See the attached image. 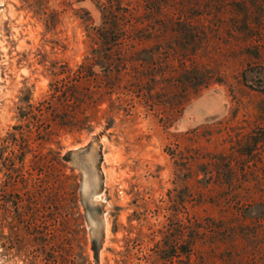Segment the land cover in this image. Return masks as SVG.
<instances>
[{"label": "rangeland", "instance_id": "obj_1", "mask_svg": "<svg viewBox=\"0 0 264 264\" xmlns=\"http://www.w3.org/2000/svg\"><path fill=\"white\" fill-rule=\"evenodd\" d=\"M230 1L115 0L137 21L124 31L105 24L107 0H0V264H184L172 245L189 217L224 228L210 264H264V148L251 141L264 71L233 45L246 35L231 34ZM191 23L208 33L203 72L223 78L206 88L189 82ZM72 91L97 94L69 119Z\"/></svg>", "mask_w": 264, "mask_h": 264}, {"label": "trees", "instance_id": "obj_2", "mask_svg": "<svg viewBox=\"0 0 264 264\" xmlns=\"http://www.w3.org/2000/svg\"><path fill=\"white\" fill-rule=\"evenodd\" d=\"M137 0V5L134 6L135 10H139L141 7H144L147 10H151V12H159L164 9L165 4L161 2V0ZM106 5L103 6L105 9V24L109 23L113 20V18H117V21H120V29L124 30V27L126 24H131L134 26L133 23H137V21L131 20H123L120 18L118 13L116 11H119L122 9V2L119 4L115 3V0H107ZM129 5V4H128ZM230 5L232 6L233 11L236 10L235 13L231 14V20H232V25H231V34L232 36L236 39L237 37L245 34L246 38L239 44H233L234 46H237L239 49L244 51V53H248V55H251L256 61L254 62L256 65V69L258 73H261L264 71V0H231ZM258 5V7H263L261 10L262 12V17L259 18L257 21L258 14L254 10V6ZM243 6V7H241ZM129 9V8H126ZM122 22V24H121ZM194 25L192 35H194V39L196 42L199 44V55H197L195 58L197 60L194 61V63L197 62V65L193 66V69L199 71V74L193 75L191 78H189V82L192 85H196L201 88H206L208 87L211 83L213 82H221L223 80L222 76L219 75H214V74H205L203 71L204 69L201 67L203 65L201 63L202 58L204 57V51L207 50L209 44L208 40V33L207 29L204 24H193ZM98 31H100L101 37L109 41L108 43H114L118 41V38L115 40L112 39L111 37L107 36L104 34V30L101 28H98ZM125 31V30H124ZM126 35V33L124 34ZM109 37V38H108ZM207 38V39H206ZM148 37L141 36L140 38H131L129 40L128 37H121V43H124L126 41H131L130 43H136L143 45L145 41H147ZM233 43V42H232ZM156 56V54H153ZM158 56V54H157ZM199 58V59H198ZM187 59H184L182 61L183 66L188 68L187 65ZM93 72V71H92ZM245 72H242L243 78H245ZM96 75L95 73H93ZM84 72H81L80 75H78L77 80L80 81L81 79L85 78ZM263 78V79H262ZM259 80V83L264 82V77H262ZM138 82H141L138 78ZM61 92L60 87L57 85L54 88V93L53 97L59 96ZM94 94H97V92L89 91L86 93L85 97H82L81 99L83 100L82 103L78 100L79 96L72 91L69 94L68 100V110L67 113L70 115L69 119H73L76 116L78 106L80 107L83 103H89V101L93 98ZM85 109V108H84ZM86 110V109H85ZM252 144L254 146H260L264 148V128L261 129V131L253 136L251 139ZM264 151V150H263ZM263 182H264V176H263ZM264 187V186H263ZM261 193L259 196V200L261 202H264V188L260 189ZM251 194L250 192L247 193V195ZM251 202H254L256 198L253 196ZM225 207V206H223ZM227 209L223 208L225 211L230 208V206H226ZM222 222H225L224 219L221 220ZM224 228L220 227L218 225V221H216L212 217H208L206 219L205 223H202L198 220L193 221V217H189L187 223L182 222L180 224V237L178 244H173L172 245V250L175 253H180L185 257V259H182L181 261L184 264H210V258H208L205 254L206 251L212 246L209 245V238L214 234L215 232H221L223 231ZM210 248V249H211ZM201 252L203 255H199L200 261L199 262H193L192 261V256L195 255L196 253ZM175 255V254H173ZM239 264V263H237Z\"/></svg>", "mask_w": 264, "mask_h": 264}]
</instances>
